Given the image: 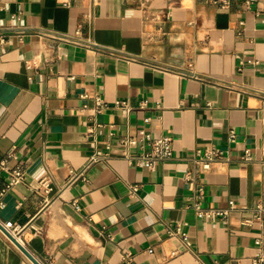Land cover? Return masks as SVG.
<instances>
[{
    "label": "crops",
    "instance_id": "crops-1",
    "mask_svg": "<svg viewBox=\"0 0 264 264\" xmlns=\"http://www.w3.org/2000/svg\"><path fill=\"white\" fill-rule=\"evenodd\" d=\"M77 27L97 45L51 34ZM142 130L171 135L174 156L130 165L121 139ZM212 145L225 156L186 177ZM10 152L25 174L3 190L0 169V216L24 225L43 262L264 264V0H0V155ZM47 174L52 189L29 188ZM230 199L225 216L196 210ZM178 225L189 244L169 233ZM0 264L37 263L0 232Z\"/></svg>",
    "mask_w": 264,
    "mask_h": 264
},
{
    "label": "built area",
    "instance_id": "built-area-1",
    "mask_svg": "<svg viewBox=\"0 0 264 264\" xmlns=\"http://www.w3.org/2000/svg\"><path fill=\"white\" fill-rule=\"evenodd\" d=\"M51 34L54 35V37H57L58 39H62L75 44L86 45L88 47H93L97 45V43L94 41L92 36L88 35L87 37H83L84 34L81 27H77L73 31H53ZM2 41H4V38H2ZM38 62L39 59L36 57L26 60L28 66L37 65ZM192 64L193 63L191 62L190 66H192ZM192 75L195 77L197 76L194 72H192ZM97 103L99 108L105 105V101L101 97L97 98ZM117 103L125 106L128 105L127 100H118ZM229 139L232 142L236 141L237 132L235 129L230 130ZM121 142L125 146L123 150V155L128 160V163L130 165H140L145 163L153 168L156 167L159 162L170 159L174 156V144L171 135L155 136L152 134L151 131L142 130L140 134L124 136L121 139ZM133 148L136 150L133 151L132 150ZM251 154H252V148L246 147L243 156L245 158H250ZM15 156L17 155L14 152H10L7 155H0V169L4 170L9 175V180L6 183V187L3 190L9 189L15 184L23 181L25 170L22 164L11 162V158ZM224 156H225L224 150L222 149V147L217 145H212L210 147H205V148H198L192 157L193 160L195 161L196 166L194 168H191L190 171L186 173V177H191L194 173H199L201 170H206L211 168L212 163L214 161L219 160ZM96 159L97 157L95 156L92 157L89 163ZM83 170L84 169H82L81 171L73 170L72 173L70 174V177L67 179L66 184H69L72 181H74L78 176H80L83 173ZM39 186L43 187L46 191L52 189L51 175L50 174L45 175L38 181L37 184L29 185V188L31 190H35ZM137 187H138L137 184H134L132 186L133 189H136ZM197 189L200 192H202L203 186L201 185ZM2 193L3 191L0 192V210L5 204L3 197L1 196ZM235 207H237L236 201L234 199H230L229 204L226 207H217V208L213 207L204 210L198 204L196 205V210L198 211V213H205L209 217L214 218L218 215H223V216L227 215L230 209ZM254 215L259 218L264 217V197H262L257 201L254 207ZM23 230H24V225L16 221H13L11 219L4 220L0 216V232L7 234L11 239L15 237L23 246H25L29 250L25 241L22 239ZM169 233L172 235H178L185 244L190 243V239L187 231L182 230L180 225H178L176 228H170ZM31 253L38 260H40L39 257H37L33 252ZM125 259L126 261L131 260L129 252L125 253ZM254 259L256 263L259 262L260 260H263L264 251L256 252ZM41 263L49 264L48 262H43V261H41Z\"/></svg>",
    "mask_w": 264,
    "mask_h": 264
},
{
    "label": "water",
    "instance_id": "water-1",
    "mask_svg": "<svg viewBox=\"0 0 264 264\" xmlns=\"http://www.w3.org/2000/svg\"><path fill=\"white\" fill-rule=\"evenodd\" d=\"M13 239L37 264H42L41 261L38 260L34 255H32V253L25 246H23L15 237H13Z\"/></svg>",
    "mask_w": 264,
    "mask_h": 264
}]
</instances>
